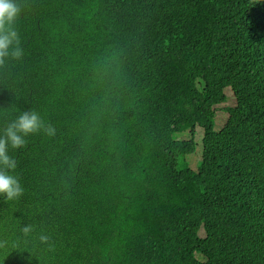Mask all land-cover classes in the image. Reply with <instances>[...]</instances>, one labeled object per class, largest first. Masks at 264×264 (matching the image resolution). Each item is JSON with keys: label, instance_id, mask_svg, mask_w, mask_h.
<instances>
[{"label": "trees", "instance_id": "1", "mask_svg": "<svg viewBox=\"0 0 264 264\" xmlns=\"http://www.w3.org/2000/svg\"><path fill=\"white\" fill-rule=\"evenodd\" d=\"M16 2L0 129L55 134L9 149L0 264H264V0Z\"/></svg>", "mask_w": 264, "mask_h": 264}, {"label": "clouds", "instance_id": "2", "mask_svg": "<svg viewBox=\"0 0 264 264\" xmlns=\"http://www.w3.org/2000/svg\"><path fill=\"white\" fill-rule=\"evenodd\" d=\"M19 13L20 5L16 0H0V60L7 57L18 59L22 55V49L19 47V36L14 27ZM37 132L52 136L55 134V129L50 124H46L41 115L35 110L19 112L13 120L0 129V195L7 200H14L23 192L22 185L10 171L16 168V163L9 154V149L22 148L26 143L25 138L29 134ZM202 155L203 144L200 158ZM197 222L199 224L198 235L204 237L206 235L205 221L202 218ZM23 230L27 232L28 227L25 226ZM203 231L204 235L202 236ZM261 234L263 236L262 232ZM41 239H44V237L42 236Z\"/></svg>", "mask_w": 264, "mask_h": 264}, {"label": "rangeland", "instance_id": "3", "mask_svg": "<svg viewBox=\"0 0 264 264\" xmlns=\"http://www.w3.org/2000/svg\"><path fill=\"white\" fill-rule=\"evenodd\" d=\"M234 104H235V97H234V95L231 94V91H229V95L227 96L226 101L224 103H222V104H219L216 107L217 108L216 109V114H215L216 118L214 119V121H215V129H217V130L220 129L223 126V124L225 123V121L227 120V118H228V113L224 110V107L227 106V105L230 106V105H234ZM202 134H203V129L200 130L198 128L197 129L196 138H197V140L200 141V146L197 145L196 146V150L194 152L186 155V157H185V160L188 163H189V158H190L191 164L190 163L189 164L192 165L193 168H195L196 163L198 162V164H199V162L201 160L200 159V156H201V151L200 150L202 149V142H201ZM185 137H187V136H185ZM181 159H183V157ZM201 235L202 236L204 235V231L201 233Z\"/></svg>", "mask_w": 264, "mask_h": 264}]
</instances>
